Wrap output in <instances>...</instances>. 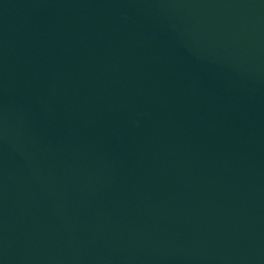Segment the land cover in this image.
<instances>
[{"label":"water","instance_id":"95a60500","mask_svg":"<svg viewBox=\"0 0 264 264\" xmlns=\"http://www.w3.org/2000/svg\"><path fill=\"white\" fill-rule=\"evenodd\" d=\"M0 264H264V0H0Z\"/></svg>","mask_w":264,"mask_h":264}]
</instances>
